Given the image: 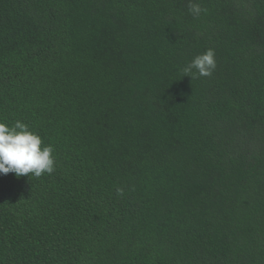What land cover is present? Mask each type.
I'll list each match as a JSON object with an SVG mask.
<instances>
[{"label":"trees","instance_id":"16d2710c","mask_svg":"<svg viewBox=\"0 0 264 264\" xmlns=\"http://www.w3.org/2000/svg\"><path fill=\"white\" fill-rule=\"evenodd\" d=\"M194 2L0 0V121L56 159L0 174V264H264V0Z\"/></svg>","mask_w":264,"mask_h":264},{"label":"clouds","instance_id":"9594fccd","mask_svg":"<svg viewBox=\"0 0 264 264\" xmlns=\"http://www.w3.org/2000/svg\"><path fill=\"white\" fill-rule=\"evenodd\" d=\"M189 12L198 17L202 11L199 3L189 0ZM217 67L215 51L211 48L197 55L186 63L181 72L183 76L196 79L211 76ZM55 148L45 144L40 134L20 120L9 125L0 121V174L14 173L17 178L22 176L41 177L51 175L55 171ZM123 194L122 189H117Z\"/></svg>","mask_w":264,"mask_h":264}]
</instances>
